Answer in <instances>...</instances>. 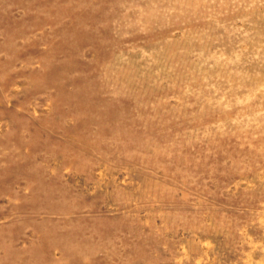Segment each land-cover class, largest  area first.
<instances>
[{"label":"rangeland","instance_id":"1","mask_svg":"<svg viewBox=\"0 0 264 264\" xmlns=\"http://www.w3.org/2000/svg\"><path fill=\"white\" fill-rule=\"evenodd\" d=\"M0 264H264V0H0Z\"/></svg>","mask_w":264,"mask_h":264}]
</instances>
